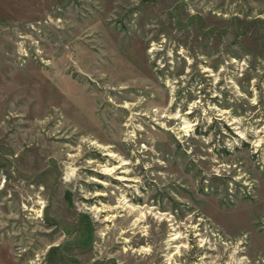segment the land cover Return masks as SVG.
Here are the masks:
<instances>
[{
    "label": "rangeland",
    "instance_id": "1",
    "mask_svg": "<svg viewBox=\"0 0 264 264\" xmlns=\"http://www.w3.org/2000/svg\"><path fill=\"white\" fill-rule=\"evenodd\" d=\"M0 264H264V0H0Z\"/></svg>",
    "mask_w": 264,
    "mask_h": 264
}]
</instances>
